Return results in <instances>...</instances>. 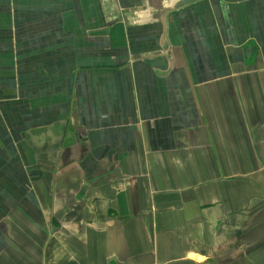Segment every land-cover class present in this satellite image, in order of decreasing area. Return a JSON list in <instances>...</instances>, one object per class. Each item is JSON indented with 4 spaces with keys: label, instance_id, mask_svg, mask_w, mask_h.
<instances>
[{
    "label": "crops",
    "instance_id": "1",
    "mask_svg": "<svg viewBox=\"0 0 264 264\" xmlns=\"http://www.w3.org/2000/svg\"><path fill=\"white\" fill-rule=\"evenodd\" d=\"M0 264H264V0H0Z\"/></svg>",
    "mask_w": 264,
    "mask_h": 264
}]
</instances>
